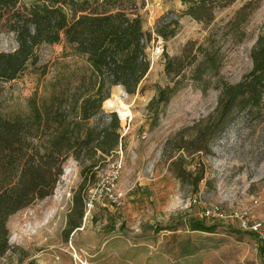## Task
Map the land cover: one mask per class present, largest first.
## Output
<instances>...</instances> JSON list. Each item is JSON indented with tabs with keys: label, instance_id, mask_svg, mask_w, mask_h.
I'll list each match as a JSON object with an SVG mask.
<instances>
[{
	"label": "rangeland",
	"instance_id": "374dc122",
	"mask_svg": "<svg viewBox=\"0 0 264 264\" xmlns=\"http://www.w3.org/2000/svg\"><path fill=\"white\" fill-rule=\"evenodd\" d=\"M250 1L254 9L243 26L245 39L227 47L219 77L205 85L188 84L154 117L149 104L168 84L163 52L178 57L188 42L203 43L209 33L222 32ZM137 6L144 32L152 35L146 50L150 70L136 94L128 95L121 86L110 90L109 99L121 100L129 111L125 122L116 108L102 106L116 113L121 143L99 162L94 179L90 174L85 178L82 166L70 158L49 197L10 216L11 249L0 264H264L263 242L249 231L253 223L264 222V124L238 113L209 144L208 154L188 157L184 151L214 117L218 83L235 85L252 70L251 50L264 31V0H237L217 11L209 27L183 15L180 0H137ZM172 20L179 24L175 35L157 37L156 28ZM17 47L12 33H0V52ZM35 52V66L28 64L14 81H0V116L5 119L27 115L31 97L41 101L73 89L88 68L64 41ZM179 157L194 176L203 166L204 179L196 189L172 166ZM84 183V217L66 235L73 199ZM195 218L217 225L215 233L192 232L189 221Z\"/></svg>",
	"mask_w": 264,
	"mask_h": 264
},
{
	"label": "trees",
	"instance_id": "16d2710c",
	"mask_svg": "<svg viewBox=\"0 0 264 264\" xmlns=\"http://www.w3.org/2000/svg\"><path fill=\"white\" fill-rule=\"evenodd\" d=\"M236 1L180 0L185 7L183 15L205 27L211 26L217 11ZM137 9V0H36L29 5L23 0H0V33H12L18 45L14 52H0V81H14L28 64L35 66L39 46L62 41L88 66L73 89L41 101L31 97L27 115L14 119L0 116V258L11 249L6 227L9 217L49 197L65 162L74 159L82 166V175L86 178L90 174L94 179L93 170L121 143L116 113H106L102 106L112 87L121 86L128 95L136 94L150 70L146 50L152 35L144 32ZM253 9L254 2L246 3L225 23L222 32L209 33L203 43L188 42L178 57L163 52L168 84L158 89L149 104L154 117L188 84L205 85L207 79L219 77L227 47L243 42V26ZM178 25L174 20L163 23L155 35L167 40L175 35ZM250 57L252 70L239 83H218L214 117L187 143L184 151L188 157L208 154L209 144L224 133L238 113L245 112L264 124V31ZM185 164L186 159L179 157L172 166L182 181L196 189L204 179V168L201 166L194 176ZM84 188L85 183L73 199L66 235L81 225ZM189 227L205 234L217 229V225L207 224L206 218L191 219Z\"/></svg>",
	"mask_w": 264,
	"mask_h": 264
},
{
	"label": "bare ground",
	"instance_id": "6f19581e",
	"mask_svg": "<svg viewBox=\"0 0 264 264\" xmlns=\"http://www.w3.org/2000/svg\"><path fill=\"white\" fill-rule=\"evenodd\" d=\"M104 104L109 108H116L120 120L123 122H125L127 118L130 116L127 107L124 105V103L121 100L108 99L104 102Z\"/></svg>",
	"mask_w": 264,
	"mask_h": 264
},
{
	"label": "built area",
	"instance_id": "2783aa9c",
	"mask_svg": "<svg viewBox=\"0 0 264 264\" xmlns=\"http://www.w3.org/2000/svg\"><path fill=\"white\" fill-rule=\"evenodd\" d=\"M115 169L117 172L121 169V166H115ZM255 205H258L259 202L255 201ZM88 206H91V201L88 202ZM249 231L254 233L255 235L259 236L260 240H262L264 244V222H255L252 225H250Z\"/></svg>",
	"mask_w": 264,
	"mask_h": 264
}]
</instances>
